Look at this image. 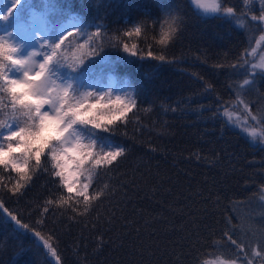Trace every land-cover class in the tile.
Returning <instances> with one entry per match:
<instances>
[{"label":"trees","instance_id":"obj_1","mask_svg":"<svg viewBox=\"0 0 264 264\" xmlns=\"http://www.w3.org/2000/svg\"><path fill=\"white\" fill-rule=\"evenodd\" d=\"M165 2L177 0H28L22 11L19 22L32 11H40L49 38L57 35L63 21L73 20L74 28L82 29L81 35L74 33L65 40L63 54L69 63L73 56H79L78 45L85 44L96 31L92 25H108L101 56L107 53L114 69L92 58L85 83L94 87L80 91H103L99 88L114 79L124 88L131 84L127 91L138 86L144 93L139 97L136 117L110 137L128 146L127 157L102 181L116 192L90 215L73 220L69 218L71 211L49 213L43 217L45 225L41 228L35 224L42 218L37 205L55 191L49 175L36 176L23 197H11L0 185V199L22 223L36 227L42 234L55 231L63 264H190L193 248L205 253L202 259H234V249L206 247L213 240L219 241L226 216H233L238 237L255 240L261 235L256 229L264 215V147L250 142L233 127L223 109L216 116L213 113L217 97L235 100L233 88L243 80L233 69L217 65L231 63L249 42L253 47L259 40L258 50L264 51V27L245 16L246 28L241 29L228 19L198 12L190 0H180L187 5L184 36L169 47L159 45V28L147 34L156 54L166 47L168 59L175 58L176 62L154 71L138 60L117 63V53L108 47V40L120 33L111 30L126 31L132 21L145 19L143 13ZM227 2L229 6L245 7L241 0ZM250 6L259 15V0H250ZM148 22L151 25L152 18ZM125 39L129 45L146 48L143 33ZM80 50L89 49L85 45ZM205 83H211L214 91L205 93ZM249 98H255V93ZM105 101L110 102L105 99L97 107L107 105ZM174 107L176 111H172ZM256 125L264 129V123ZM45 166L51 169L50 163ZM0 176L4 184L9 183L8 171L0 169ZM6 216L0 209V264L55 263L47 249L38 250L32 245L30 233L17 240L13 228L18 226ZM209 233L214 235L209 238Z\"/></svg>","mask_w":264,"mask_h":264},{"label":"snow or ice","instance_id":"obj_2","mask_svg":"<svg viewBox=\"0 0 264 264\" xmlns=\"http://www.w3.org/2000/svg\"><path fill=\"white\" fill-rule=\"evenodd\" d=\"M27 3L28 0H6V6H0V115L6 117L0 119V169L8 171L10 177L9 183L4 184V177L0 176V185L11 197H23L35 177L47 173L55 191L37 205L42 218L35 224L43 228V217L49 213L71 211L73 215L69 218L75 220L90 215L104 200H111L116 189L102 181L127 157L128 146L116 143L110 137L118 127L126 128L131 117H136L139 97L144 93L138 86L133 91L125 90L130 89L131 84H126L122 89L124 95H116L115 100H112L110 92H81V88L94 87L85 83L89 66L94 62L92 58L113 65L114 69L108 54L101 56L105 46L104 34L110 30L109 26L92 25L96 31L88 36L85 44L78 45L79 49L87 45L89 50L81 52L78 57L73 56L69 63V58L63 54L65 40L74 33L81 35L82 29L74 28L73 32H61L52 38H46L39 32L35 37L20 35L17 24ZM259 3L257 15L250 6V0H241L245 7L229 6L227 0H190V4L203 13L233 21L241 29L246 28L245 16L251 22L264 25V0H259ZM186 6L180 0L172 4L165 2L160 8L154 7L151 12L143 13L145 19L132 21L126 31L120 28L111 30L120 33L108 40V47L117 53L116 62L138 60L153 71L163 64L176 62L175 58L168 59L166 47L156 54L153 45L148 43L147 34L159 28V45L174 46L187 28ZM148 18H152L151 25ZM142 33L146 48L126 42L125 38L140 37ZM256 43L259 45L260 41ZM37 45L40 51L35 50ZM257 55L259 60L253 62ZM217 67L231 68L242 75L243 80L233 88L235 100L222 101L217 97L219 102L213 116L221 109L227 113L229 108L239 107L245 116V124L264 123V92L261 91L264 88V52L258 53L249 42V46L242 47L231 63L218 64ZM203 90L209 93L214 88L211 83H205ZM253 92L255 98H249ZM105 99L110 104L97 107ZM91 100L96 103H91ZM246 130L255 138V128ZM196 158L200 159L199 156ZM69 161L73 165L71 171ZM47 163L51 164V169L45 166ZM11 173H15L14 178ZM121 187L127 188V185ZM0 209L7 214L6 220L10 218L18 226L13 228L17 240L30 233L34 238L31 240L33 246L38 250L41 247L47 249L55 264H63L58 251L59 237L54 230L42 234L36 227L22 223L17 214L5 207L3 199H0ZM260 220L256 231L261 235L249 240L237 236L238 226L233 224V216H226L223 228L219 230V241L213 240L206 247L234 249L235 258L202 259L205 253L193 248L190 264H254V261L264 264V215ZM18 229L25 231L21 233ZM212 235L209 233V238Z\"/></svg>","mask_w":264,"mask_h":264},{"label":"rangeland","instance_id":"obj_3","mask_svg":"<svg viewBox=\"0 0 264 264\" xmlns=\"http://www.w3.org/2000/svg\"><path fill=\"white\" fill-rule=\"evenodd\" d=\"M0 6H6V0H3L2 4H0ZM194 8H195V6H194ZM196 10L198 12L203 13L202 10H199V9H196ZM40 18H41L40 13H32V17L30 18V23L28 22V23L17 24L18 34L29 36V37H35V34L37 32H39L40 35L45 36L46 31H45V29H44V27L40 21ZM74 25H75V23L68 21L67 23H65L63 25L61 32L65 33L66 30L71 29ZM263 27H264V25H263ZM9 30H11V29H9ZM261 38H262V36H261ZM258 46L259 45H257V43H255L253 47L257 48L258 53L264 52V51H259ZM32 50L33 49H29V51H32ZM35 50L39 51L38 45H37ZM77 54L80 56V54H81L80 49L77 51ZM38 59H39V57H38ZM258 60H259V55H257L256 59L253 62H257ZM122 89H125L124 86L118 85L114 81H108L102 90L105 93L110 92V94L112 93L115 96L116 95L123 96L124 92L122 91ZM81 90L84 91L85 89L81 88ZM112 100H115V98L114 99L112 98ZM106 103H107V105H109L110 102H106ZM226 116L229 119L231 125L233 127H235L236 129H238L250 142H252L254 144L262 145L264 147V129L261 126H257L256 124L251 123V122H248L247 124H245V116L242 114L241 109L239 107L229 108L228 112L226 113ZM251 128L256 129L255 138H253L251 135H249V132L246 130V129H251ZM72 167H73L72 162L69 161V170L70 171H71ZM262 199L264 201V191L262 193ZM218 258L223 259L221 257H214V258H209L207 260L215 261Z\"/></svg>","mask_w":264,"mask_h":264},{"label":"water","instance_id":"obj_4","mask_svg":"<svg viewBox=\"0 0 264 264\" xmlns=\"http://www.w3.org/2000/svg\"><path fill=\"white\" fill-rule=\"evenodd\" d=\"M55 264V263H54Z\"/></svg>","mask_w":264,"mask_h":264}]
</instances>
